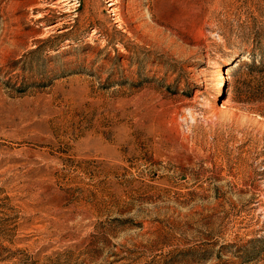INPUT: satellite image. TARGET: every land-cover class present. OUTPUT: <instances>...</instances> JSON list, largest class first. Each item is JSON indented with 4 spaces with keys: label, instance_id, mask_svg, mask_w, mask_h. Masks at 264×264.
I'll return each mask as SVG.
<instances>
[{
    "label": "rangeland",
    "instance_id": "obj_1",
    "mask_svg": "<svg viewBox=\"0 0 264 264\" xmlns=\"http://www.w3.org/2000/svg\"><path fill=\"white\" fill-rule=\"evenodd\" d=\"M108 4L0 0V264H264V0Z\"/></svg>",
    "mask_w": 264,
    "mask_h": 264
},
{
    "label": "bare ground",
    "instance_id": "obj_2",
    "mask_svg": "<svg viewBox=\"0 0 264 264\" xmlns=\"http://www.w3.org/2000/svg\"><path fill=\"white\" fill-rule=\"evenodd\" d=\"M107 1L109 2L108 6L111 7L109 11L113 12L112 15L114 17V22H119V20L121 18H120V14L118 12V8L115 6L116 5V0H107ZM58 3H60V1H56L54 4H58ZM49 7L50 8H59V5H58V7H57V5H50ZM53 26L54 25H52L51 27H53ZM221 83H222V78H219L218 79V84L220 85Z\"/></svg>",
    "mask_w": 264,
    "mask_h": 264
},
{
    "label": "trees",
    "instance_id": "obj_3",
    "mask_svg": "<svg viewBox=\"0 0 264 264\" xmlns=\"http://www.w3.org/2000/svg\"><path fill=\"white\" fill-rule=\"evenodd\" d=\"M257 58H255V60L253 59V63H257ZM260 63V62H259ZM258 64V63H257ZM257 67H252L253 71L256 70ZM258 70V69H257ZM255 72H259L260 74H264V61L262 63H260V68H259V71H255Z\"/></svg>",
    "mask_w": 264,
    "mask_h": 264
}]
</instances>
